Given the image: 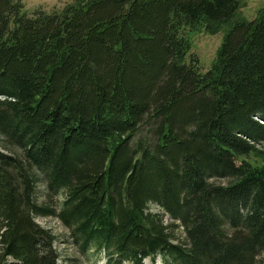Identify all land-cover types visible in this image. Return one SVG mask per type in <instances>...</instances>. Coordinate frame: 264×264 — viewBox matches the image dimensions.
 <instances>
[{"label":"trees","instance_id":"trees-1","mask_svg":"<svg viewBox=\"0 0 264 264\" xmlns=\"http://www.w3.org/2000/svg\"><path fill=\"white\" fill-rule=\"evenodd\" d=\"M240 7L0 0V264L74 262L37 218L104 264H264V8ZM201 25H228L206 72Z\"/></svg>","mask_w":264,"mask_h":264},{"label":"rangeland","instance_id":"rangeland-1","mask_svg":"<svg viewBox=\"0 0 264 264\" xmlns=\"http://www.w3.org/2000/svg\"><path fill=\"white\" fill-rule=\"evenodd\" d=\"M73 0H21L23 5L22 11L30 15L34 10L41 9L45 12L60 9L64 4L71 3ZM264 8V0H241V7L239 9L237 18L252 20L256 17L257 12ZM228 29V25L219 26L218 29L208 28L205 25L196 27L193 30H188L187 37L189 40L190 48L188 55H195L199 61V67L202 72L210 69L215 60L217 51L222 43L224 34ZM186 57V60L187 61ZM239 161H247L254 166H260L261 160L257 155L250 154L249 156H239ZM220 183L227 184V180H220ZM42 197L43 195H39ZM148 211L161 215L162 221L165 224L171 223L167 216L162 215V211L154 205H148ZM40 227L50 231L54 237L53 248L58 253L61 259H74L72 264H104L101 255L89 253L86 256L79 255L75 252L73 247L68 243L67 231L62 225L54 218H37L35 219ZM175 241L183 243V235L180 229L174 230L173 234ZM264 259V256H263ZM143 264H161L159 257L154 262L144 260Z\"/></svg>","mask_w":264,"mask_h":264}]
</instances>
